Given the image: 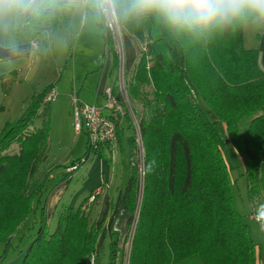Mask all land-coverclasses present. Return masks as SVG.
<instances>
[{
  "label": "trees",
  "instance_id": "trees-1",
  "mask_svg": "<svg viewBox=\"0 0 264 264\" xmlns=\"http://www.w3.org/2000/svg\"><path fill=\"white\" fill-rule=\"evenodd\" d=\"M66 7L71 8L61 5L27 17L24 27H48L54 32ZM115 15L144 47L133 64L129 93L142 104L135 111L144 142L145 175L139 206L142 173L131 134L130 174L111 234L109 264L126 263L125 244L132 228L127 264H257V245L245 215L236 208L234 183L216 128L225 123L243 160L247 199L253 204L264 194V71L259 51L244 46L243 26L256 17L246 15L196 34L177 30L153 12L125 15L117 6ZM103 28L113 55L112 74L117 52L110 28L104 24ZM165 36L180 47V63L169 55ZM51 86L32 95L22 115L0 130V244L4 245L0 264L38 205L40 226L19 264H94L91 259L99 252L102 226L91 220L87 198L77 207L63 205L55 229L49 230L43 196L51 167L43 176L40 169L48 157L50 118H43L41 125L35 121ZM146 86L152 91L144 98ZM122 128L118 123L119 135ZM15 144L19 150L9 152ZM106 150L111 151L107 145L88 148L81 164ZM154 157L156 167L147 171Z\"/></svg>",
  "mask_w": 264,
  "mask_h": 264
},
{
  "label": "rangeland",
  "instance_id": "rangeland-1",
  "mask_svg": "<svg viewBox=\"0 0 264 264\" xmlns=\"http://www.w3.org/2000/svg\"><path fill=\"white\" fill-rule=\"evenodd\" d=\"M116 20V15L113 13H108V15L106 12L97 13L90 4H79L76 7L73 5L71 8L66 7V12L60 17V23L56 30L51 33V37L48 39L44 37L43 39L45 42H51V44H53V54L50 52L48 53V58L50 60L49 64L40 65L34 80L26 85L29 87L28 93H31V96L37 95L47 85H52L49 90L55 87L56 89H54L57 92L56 98L53 101H47L42 104L39 110L40 117L35 121L37 125H41L43 118H50L48 157L43 167L40 169V173L43 176L45 174L44 170L51 167L50 175L45 182L47 189L45 190L43 200L46 198L48 190L54 183L59 184L63 182L65 185L62 198L58 202L53 215L49 218H47L46 215L50 231L55 229L58 211L65 204L71 206L74 202L75 206L73 207H77L87 198L88 201L85 207L90 214L91 220L94 221L98 206L102 207V205H107L109 203V212L112 211L113 201H116L120 190H122L123 194L125 184L130 174L129 146L127 140L131 134L135 136L138 148L139 166L141 168L140 172L142 173V189L138 204L141 206L144 188L143 179L145 175V149L139 125V117L137 116L135 107L141 109L142 104L141 102L132 100L130 97L129 83L133 66L128 70L127 48L124 36L128 31ZM109 21L113 24L117 22L116 31H111V35L113 36L118 63L112 73V81L111 78H109V86H107L108 83L105 84L102 94L100 93L99 103H101V105H99V103L98 105L103 106L106 103L104 93L107 88H110L111 93L113 92L114 95H117L119 97V102L124 105L126 116L123 118L122 127L126 132L125 137H123L124 139L121 141L123 149L119 148L118 142L119 138L124 136V131L122 130L123 132L119 135L117 129V136L113 141L114 143L110 146L111 151L106 150L105 153L101 151L92 154L86 162L81 164V161L85 160V155L88 151L87 144L89 136L85 129L80 133L76 132L72 113V99L70 98L69 100V97L74 88L76 91L75 93H79V96L83 98L86 103L94 104L90 101L95 98V93H97L98 89V77L100 74L96 72L97 70L100 72L104 70V63L107 61L106 54L109 52L111 55L112 53L111 50L107 48L103 36V24L109 27ZM134 37L137 38L136 36ZM165 37L169 55L175 62L180 63L181 57L178 55V49L180 48L167 36ZM140 44L141 51L137 56L141 54L144 48L142 43ZM41 49L42 51L45 50L42 43ZM179 53L181 52L179 51ZM41 54L43 57L46 56V52H42ZM112 56L113 55H111V57ZM120 83L123 86V91L119 87ZM81 89H83V91ZM23 90L24 89H22L21 92ZM143 90L145 95L144 98H147L146 94H150L152 91L151 86H146ZM74 96L78 97L77 94H74ZM23 107L24 105L21 102V97H15L12 108L13 112L10 116L12 118L11 120H15L22 115L24 111ZM216 128L219 132L221 147L234 183L236 208L245 215V221L250 225L252 236L257 245V264H264V217L260 215L264 213V194L261 195L260 199L255 200L253 204L248 202L245 180L242 176L243 160L231 144L222 124H218ZM18 150L19 147L15 144L11 146L9 152L15 153ZM73 163L76 165H72ZM40 173H38V175H40ZM98 175L101 176L102 182L97 185L95 180ZM93 185L95 187H93ZM102 189L103 192L101 196H99ZM96 191L98 193L96 194L95 200H91V195ZM108 196H110L109 199L107 198ZM139 206L138 209H136L135 222L138 220L140 212ZM251 210H253L256 215L260 216L263 224L251 217ZM40 222L41 207L38 205L35 207L34 212L29 215L26 224L20 227V231L13 238L12 245L8 249L7 256L2 264L20 263L24 250L36 236ZM115 223L114 220L111 233H105L100 241L99 252L91 259V263L109 264L110 234H112L115 229ZM133 231L134 228H132V231L130 230L125 244L127 260L125 264L128 263ZM3 252L4 245L0 244V254Z\"/></svg>",
  "mask_w": 264,
  "mask_h": 264
},
{
  "label": "crops",
  "instance_id": "crops-1",
  "mask_svg": "<svg viewBox=\"0 0 264 264\" xmlns=\"http://www.w3.org/2000/svg\"><path fill=\"white\" fill-rule=\"evenodd\" d=\"M74 6L76 7L77 5ZM51 33L52 32H50L48 27L40 29L24 27L23 21H21L15 28L9 30L0 29V130L7 121L12 119L10 116L13 112L14 98L20 96L21 102L24 105L23 108H25L26 101L31 97V93H28L29 87L26 85L34 80L40 65L49 64L50 60L48 58V53L50 52L53 54V44H51V42H45L43 39L44 37H47V39L51 37ZM124 36L127 48V65L128 70H130L134 64L136 56L141 51V44L137 38L128 32H126ZM243 39L246 48L257 49L259 51L258 62L261 69L264 71V21L259 20L258 18H254L251 21H245L243 26ZM41 43L45 48L44 51L41 49ZM179 51L181 52V49H178V55L181 57L182 61V52L179 53ZM42 52H46L45 57L41 56ZM111 55L109 52L106 54L107 61L104 63V70L102 72L97 70L96 72L100 74L98 77V89L97 93H95V98L90 101L96 105L99 103L100 95L103 92L105 84L108 83L107 86H109V78L112 76L111 70L113 64V56L111 57ZM22 89L24 90L21 92ZM83 89L81 90L83 91ZM75 92L76 91L73 88L69 100L70 98L72 99L74 94H77L78 98L85 102V100L79 96V93ZM99 105H101V103H99ZM123 121L120 125H123ZM222 126L225 128L224 123H222ZM122 130L124 131L122 128L120 134L123 132ZM125 132L126 131L123 132L124 136L119 138L118 146L120 149H123L121 141L124 139L123 137H125ZM107 146L110 148L111 145ZM101 182V176L98 175L95 183L98 185ZM64 186L63 182L59 184L54 183L48 190L45 207L47 218L51 217L57 208L58 202L61 200L64 192ZM93 187L95 186L93 185ZM102 192L103 189L99 196H101ZM121 195L122 190L118 193L116 201H113V209L111 212H109V203L107 205H102V207L98 206L95 221L97 226H102V233L98 244H100L105 233H111L115 217L119 210ZM107 198L109 199L110 196ZM73 206H75L74 202L71 207Z\"/></svg>",
  "mask_w": 264,
  "mask_h": 264
},
{
  "label": "clouds",
  "instance_id": "clouds-1",
  "mask_svg": "<svg viewBox=\"0 0 264 264\" xmlns=\"http://www.w3.org/2000/svg\"><path fill=\"white\" fill-rule=\"evenodd\" d=\"M78 4H90L97 13H114L117 6L125 15L153 12L177 30L196 34L246 15L264 21V0H0V29L15 28L46 9ZM156 163L154 157L147 171H153Z\"/></svg>",
  "mask_w": 264,
  "mask_h": 264
},
{
  "label": "built area",
  "instance_id": "built-area-1",
  "mask_svg": "<svg viewBox=\"0 0 264 264\" xmlns=\"http://www.w3.org/2000/svg\"><path fill=\"white\" fill-rule=\"evenodd\" d=\"M106 14L108 15V13ZM113 14L115 15V13ZM108 26L112 32H115L117 22L113 24L109 21ZM119 87L123 91L121 83L119 84ZM104 94L106 97V103L104 106L83 102L80 98L75 96L72 98V113L75 130L77 133L82 132L84 129L87 131L89 136L87 145L90 150L99 149L101 146L113 144V141L117 136L118 123L120 124L126 116V109L124 105L119 102V97L114 95L113 92L111 93L110 88H107ZM56 95V90L52 88L44 97V102L53 101L56 98ZM97 193V191L93 193L90 199L95 200ZM251 217L258 222H262L258 215L252 214Z\"/></svg>",
  "mask_w": 264,
  "mask_h": 264
}]
</instances>
